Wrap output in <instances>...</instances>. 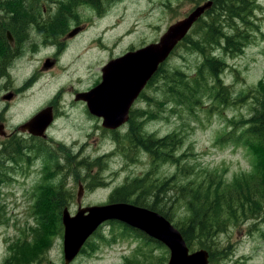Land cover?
<instances>
[{
  "label": "rangeland",
  "instance_id": "374dc122",
  "mask_svg": "<svg viewBox=\"0 0 264 264\" xmlns=\"http://www.w3.org/2000/svg\"><path fill=\"white\" fill-rule=\"evenodd\" d=\"M208 1L121 0V5L114 9L110 15L102 21H97V26L95 25L88 32L82 33L77 41L69 45L68 49L72 54L62 59L65 60V73L55 74L59 69V64L48 70L39 69L34 72L37 73L36 81L41 74L44 76L41 77L40 83L34 87L31 79L24 78L26 61L29 59L24 55L20 60H16L12 65L15 70L14 82L11 83V89H9L12 102H0V110L3 111L4 105L7 106L8 111H4L5 116L13 129L29 121L52 103L60 110L61 103L57 101L58 99L55 100L54 91L57 87L61 88V84L65 81L76 84L71 88V94L63 95V98L72 96L75 99L78 92L93 89L102 82V68L109 57H120L127 50L150 44L152 41L156 42L159 39V43L165 42V27L168 28L173 23L189 17L197 7ZM256 3L258 7L254 9L250 17V19L253 18L255 26L240 19L235 21L242 26V30L248 28L250 32V43L244 49V53L235 57L223 54V59L227 62L228 67L222 73V79L230 89L229 92L233 98L246 95L250 88L257 87L260 81H264V0H256ZM218 9L219 6L211 13V16L203 17V22L209 21L210 17L219 12ZM227 14L226 11H222L220 21L226 20L228 23ZM82 17L84 21L81 24L88 22L91 18L87 13H83ZM117 18L122 21V24L116 20ZM199 21L195 28L201 25ZM133 23H138L142 31L139 33L130 32ZM232 26L236 28V25ZM104 28L108 31L103 32ZM195 28L191 35L197 38L198 33H195ZM225 29L229 34L236 33L232 27ZM96 38H102L107 45L112 46V53L109 50L100 49L102 46L99 49H94L93 40ZM222 39L224 40V38ZM168 42L169 40L166 41V43ZM216 49L215 54H221L220 49ZM47 56H49L48 51H44L38 60L33 59L30 62L42 64ZM146 61L147 57L145 56L144 62ZM201 62L202 56L197 54L193 48L189 50L184 46H179L174 52L169 53L162 64L168 70L174 71L178 68L192 77L196 74L197 67ZM164 76L145 89L143 93L145 95L138 99L133 109L139 108L148 111L149 114L154 111L158 112V119L155 121L148 122L149 115L140 118L148 122L146 129L156 136L162 137L175 131L181 134L182 145L178 156L185 158V160H181V163L186 161V170L190 172V175H181L182 179L179 185L183 186L192 180H197L201 173H206L204 170L206 166L219 169L220 174L227 176H222L225 183L232 181L236 174L254 170L255 157L249 147L244 145L243 141L235 143L229 140L231 136L229 138L226 136L232 132L240 136L243 128L250 124L249 119L254 112L252 106L255 100L249 96L246 101L233 104L232 100L228 99L227 101L226 98L224 101L227 103L223 104L214 101L212 97L205 96L202 100L203 106L196 107L193 112L186 106H174L166 111H159L156 100L162 97L161 90L166 89L169 82ZM27 81L28 84L23 89L15 88L23 86ZM25 89L28 91L24 92ZM3 93L4 91L0 92V97ZM92 116L93 119L89 123L80 121L79 115L76 114L71 115V119L59 120L57 124L52 125L51 132L45 142L39 139L30 140V136L26 133H22L21 136L27 145L44 144L54 150L62 151L61 159L59 156L52 158L51 171H55L54 165L57 162H64L68 156L73 158L74 164L69 170L70 172L66 167L61 166L62 170H57L50 177L51 182L45 188V193L49 194V197L54 196V193H58L63 176L67 172L71 173V177L65 185V188L68 189L67 202L71 213L78 209L77 199L81 187L85 188L82 198L84 206L106 204L111 201V196L116 189L124 184H129L138 177L149 174V185L162 187L180 169L167 161L153 162L150 155L146 153L134 156L129 154V157L125 153H114L118 149V143L115 141L118 134L115 131L117 129L104 128L102 120ZM242 119L246 121L240 123ZM120 131L123 132L124 129H120ZM220 136H225L226 139L224 142L218 143L217 140ZM73 154L76 156L73 157ZM95 159H104V165L101 168L84 163L75 166V163L80 161L91 163ZM263 162L264 158L259 165V178L264 182ZM43 165L41 166L39 161L36 162L35 166L38 169L34 171L24 169L27 166L24 163L23 169L11 172V178L0 185V213L8 218L5 223L0 224V264H12L8 261L11 254L9 247L19 238H24L29 233L31 226L37 228L40 233L43 230L46 235V232L53 226L50 217L60 219L63 226L62 233H56L52 237V243L45 251L51 250L41 258V262L34 264H64L63 210L54 212L48 201L42 202L40 211L46 217L44 219L46 225L44 222H38L33 213V206L40 203L39 198L36 201L35 188L45 182V175L48 173L47 164L43 163ZM73 173H78L80 176L75 178ZM79 178L80 180H78ZM79 181L82 182L81 185H79ZM221 193L222 191L219 192V194ZM164 195L163 199L159 196L160 201H167L168 204L159 203L167 207L170 212H174L176 221L173 223L175 226L178 225L177 222L185 221L190 217L187 209L189 202L187 195L183 193L179 197L176 191H165ZM133 196L135 198V194ZM252 196H254L253 192ZM146 198L152 199L150 195H147ZM257 206L262 207L260 213L253 216L243 213V216H240L237 221L231 219L228 228L218 234L215 248H218V253L223 248L229 253L224 258L210 262V264H264V199L258 202ZM246 208L250 207L246 206ZM250 211L248 209L247 213ZM124 231V226L119 223H104L98 232L89 238L85 251L81 255L79 254L80 256L72 264H124L125 258L135 252L136 255L133 256L138 257L139 261H143L145 264H167L170 251L166 245L148 242L133 233L125 235ZM46 241V238L37 240L39 256H41ZM142 252L143 254H141ZM11 257L13 258V256Z\"/></svg>",
  "mask_w": 264,
  "mask_h": 264
},
{
  "label": "trees",
  "instance_id": "16d2710c",
  "mask_svg": "<svg viewBox=\"0 0 264 264\" xmlns=\"http://www.w3.org/2000/svg\"><path fill=\"white\" fill-rule=\"evenodd\" d=\"M218 6L219 12L213 15V17H210L209 21L203 22V19H201L199 21L201 25L196 28L194 26L195 33H198L197 38L191 35L194 30L193 28L184 40L179 43V46H184L189 50L193 48L197 54L202 56V62L198 65L196 74L190 77L181 69L176 68L173 71L161 65L152 83L163 77V75H165L164 78L169 82L168 87L161 90L162 97L157 99L156 102L159 111H166L170 107L182 106L184 104L193 112L196 107L203 106L204 102L202 100L205 96L212 97L214 101H219L223 104L227 103L228 99L232 100L233 104H237L246 101L250 96L252 100H255L252 106L254 112L249 119L251 125L249 124L240 136L236 137V141H243L253 152L255 157L254 170L236 174L233 176L234 179L232 181L225 183L222 180L223 174L218 172L219 169L206 166L204 168L206 173H201V175L203 174L202 177L199 175L197 180H192L180 186L181 175H190V172L186 170V161L181 163V160H185V158L178 156L182 145L181 134L175 131L162 137L156 136L150 130L146 129L147 122L140 120V117L149 115V121H155L158 119V112L154 111L149 114L148 111L137 109L134 112V116L132 113V117L128 123L127 134L123 136L124 138L119 132L116 136L118 153H125L127 157H129V154L134 156L135 154L147 153L153 162L167 161L172 165L180 167V169L162 187L149 185V174H147L132 180L129 184H124L112 194L113 200L132 202L149 207L162 213L172 222L176 221L174 212H170L167 207L160 205V203L168 204L166 200V202H161L160 199H163L165 196V191H176L179 197L183 193L187 195L189 198L187 209L190 217L185 221L177 222L178 225L176 224V226L184 236L190 249L206 248L209 250L211 254L210 262L222 259L229 253L225 248L218 253V248H215L218 234L228 228L231 219L237 221L240 216H243V213L248 216L260 213L262 207H258L257 203L264 199V182L259 178V165L264 158V81H260L257 87L253 86L250 88L246 95H239L233 98L229 92L230 89H228L222 79V73L228 67L227 62L223 59V54L234 57L243 54L244 49L250 43L248 28H243L242 30V26L235 21L240 19L247 24L255 26L253 18L250 19V17L258 5L256 0H215L214 6L203 17L207 15L211 16V13ZM222 11L228 13L226 15L228 23L226 20L220 21ZM232 25H236V28ZM230 27L234 28L236 33L229 34L225 28L230 29ZM216 48L220 49L221 54H215ZM226 98L227 101H224ZM243 121L246 120L242 119L240 123ZM232 133L226 137L229 138L232 136ZM224 139H226L225 136H220L217 142H224ZM30 147H36V145L31 144ZM39 151L41 155H47L51 158L57 156L54 150L44 144L39 145ZM19 155V145L16 144L13 146L12 158L18 161L17 157ZM104 162V159H95L91 163L88 161H80L75 163V166L84 163L93 164L101 168ZM73 164V158H68L66 167L72 169ZM56 165L58 167H64L63 164L60 165V161ZM50 177L52 175L49 177L45 175V182L40 183L35 188L36 201L39 198L40 203L33 206V213L40 223L44 222L46 218L40 211L42 202L48 201L54 212L60 209L63 210L65 206H68V189L65 188V185L71 176L69 174L63 176L58 193H54L52 197H49V194L45 193L47 184L51 182L49 180ZM220 191H222L221 194H219ZM252 192L254 196H252ZM133 194H135V198ZM147 195H150L152 199H147ZM171 202L173 203V200ZM246 206L250 208H246ZM248 209L251 211L247 213ZM50 219L53 222V226L51 230L46 232V235L43 230L40 233L37 228L31 226L29 233L27 235L25 234L26 236L24 238H19V240L13 242L11 247H9L11 249V254L8 257L10 263L34 264L41 262V258L51 250L48 252L47 250L45 251L51 245L52 237L56 233H62L63 226L61 225L60 219L55 217H50ZM44 225H46L45 222ZM123 225L125 227V235L136 233L143 240L162 244L142 231L135 230L125 224ZM40 238L47 239L41 251V256H39L37 251V240ZM133 255H136V252L126 257L124 264H145Z\"/></svg>",
  "mask_w": 264,
  "mask_h": 264
},
{
  "label": "water",
  "instance_id": "95a60500",
  "mask_svg": "<svg viewBox=\"0 0 264 264\" xmlns=\"http://www.w3.org/2000/svg\"><path fill=\"white\" fill-rule=\"evenodd\" d=\"M212 5V1L201 5L189 17L173 24L165 35L168 43L151 44L145 48L112 60L104 69L102 82L91 91L79 94L87 100L93 114L103 118V126L115 129L128 121L132 103L138 97L159 64L169 55L176 44L187 34L193 23ZM132 55V56H131ZM145 56L147 61L144 62ZM52 122L50 113L43 109L20 129L47 137L46 130ZM78 193V201L84 194ZM106 220H119L137 228L150 237L164 243L170 250L168 264H209L206 249L190 251L180 230L165 216L149 208L129 203H111L79 208L72 216L66 207L63 211L65 226V263H70L81 251L87 239Z\"/></svg>",
  "mask_w": 264,
  "mask_h": 264
},
{
  "label": "flooded vegetation",
  "instance_id": "af4514ba",
  "mask_svg": "<svg viewBox=\"0 0 264 264\" xmlns=\"http://www.w3.org/2000/svg\"><path fill=\"white\" fill-rule=\"evenodd\" d=\"M120 5L121 0H0V92L4 91L0 97V102H12L9 89H11V83L14 82L15 70L12 65L16 60H20L24 55L29 59L26 61L24 78L31 79L34 87L40 83L41 77L44 76L41 74L36 81L37 73L34 72L39 69L48 70L59 64V69L55 74L65 73V60L62 59L72 54L68 49L69 45L77 41L82 33L88 32L95 25L97 26V21L104 20ZM83 13L89 14L91 18L88 22L81 24L84 21ZM116 20L122 24L119 18ZM102 31L107 32L108 30L104 28ZM131 31L136 32L134 27L130 29ZM93 45L94 49H99L102 46L100 49L111 51L112 48L102 38L93 40ZM44 51H48L49 56L42 61V64L30 62L33 59L38 60ZM112 59L113 57L108 58L111 61ZM111 61H107L103 66V73L105 67ZM27 84L28 81L23 86L15 88L23 89ZM75 84L71 81H65L61 84V88L57 87L54 91V98L61 103V108L60 110L57 109L53 103L45 108L53 120L49 126V133L53 127L52 125L57 124L59 120L71 119V115H79L80 121L88 123L92 121L93 116L90 115L89 107L84 100H78L77 95L75 99L72 96L63 98V95L71 94L70 90ZM25 91H28V89H25ZM4 111H8L6 105L3 106V111L0 110V126L3 128L0 133V167L8 161L7 154L2 150L3 146L11 151V144L22 138L17 131L21 124L18 128L13 129L6 119ZM59 112L61 114H58ZM25 153L30 154L27 148L23 150V154ZM62 155L59 156L62 157ZM39 158H41V162L46 163L48 166L52 165L53 160L51 157L41 155L36 159ZM26 164V168H35L33 160ZM54 169L59 171L62 170V167L54 165ZM67 174L71 175L69 172ZM73 175L75 178L80 176L76 173H73ZM81 184L82 182L79 181V185ZM7 219L1 216L0 224L5 223Z\"/></svg>",
  "mask_w": 264,
  "mask_h": 264
},
{
  "label": "bare ground",
  "instance_id": "6f19581e",
  "mask_svg": "<svg viewBox=\"0 0 264 264\" xmlns=\"http://www.w3.org/2000/svg\"><path fill=\"white\" fill-rule=\"evenodd\" d=\"M200 249H202V248H200ZM203 249H206V248H203ZM206 250L209 252L208 249H206ZM209 258H211V254H210V252H209Z\"/></svg>",
  "mask_w": 264,
  "mask_h": 264
}]
</instances>
